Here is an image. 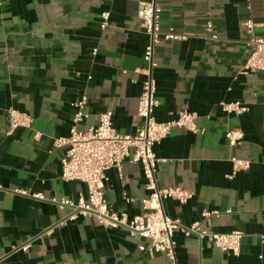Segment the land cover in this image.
Listing matches in <instances>:
<instances>
[{"label": "crops", "instance_id": "1", "mask_svg": "<svg viewBox=\"0 0 264 264\" xmlns=\"http://www.w3.org/2000/svg\"><path fill=\"white\" fill-rule=\"evenodd\" d=\"M142 1L161 8L162 31L187 36L156 46L155 118L167 122L186 110L206 130L174 129L155 146L160 187L193 193L186 205L165 202V212L186 227L218 212L203 230L244 235L234 256L209 238L176 232L177 264H264V73L242 74L250 50L242 24L252 19L264 37V0H0V264H169L165 255L146 252L148 239L92 217L72 221L71 209L50 202L88 196L84 184L62 180L67 147L55 148L70 136L78 101L88 99L79 130L97 126L106 112L122 135H135L143 124L137 115L148 44L137 17ZM103 13L110 15L106 30ZM209 24L219 40L211 39ZM232 102L249 112L224 113L220 105ZM9 109L30 115L32 128L11 130ZM232 128L245 134L240 148L225 138ZM232 157L251 161V168L232 177ZM122 169V177L108 171L104 194L112 211L133 219L150 192L139 164L126 160ZM28 242V251L18 250Z\"/></svg>", "mask_w": 264, "mask_h": 264}, {"label": "built area", "instance_id": "2", "mask_svg": "<svg viewBox=\"0 0 264 264\" xmlns=\"http://www.w3.org/2000/svg\"><path fill=\"white\" fill-rule=\"evenodd\" d=\"M161 13V8L154 2L139 3L137 17L148 38L144 54L145 65L138 71L145 76L137 111L138 117L143 121L142 126L135 135H122L113 128L112 113L106 112L99 116L97 126L85 131L79 130L78 126L88 118L86 112L88 99L84 97L78 101L74 105L76 113L70 136L57 139L55 148L67 147L65 157L62 159V180L66 183L84 184L88 196L87 198L81 196L77 202L71 199H52L50 202L62 210L71 209L69 219L72 221L78 216L92 217L107 228L126 230L133 237L148 239L150 245L146 252L151 257L156 254L165 255L169 264H177V243L174 238L176 232H181L185 237L195 236L199 240L209 238L215 248L238 256L244 237L242 232L216 234L202 229V224L213 216H218V212L204 213L203 221L190 227L184 226L179 220L171 219L165 212V202L172 200L186 205L193 198V193L178 187H160L157 172L162 161L158 159L154 148L166 140L174 129L199 135H204L206 130L197 125L198 115L186 110L180 112L176 119L167 122H158L155 118V111L160 106L154 80V71L158 67L155 58L156 46L162 39L173 42L187 40L186 35L178 34L174 29L162 31ZM101 17L103 20L101 28L106 30L110 15L103 13ZM242 26L249 36L247 46L250 47L242 74L264 73V37L255 34L252 19L245 21ZM207 31L212 40H219L213 33L212 24L208 25ZM220 106L228 115L242 116L249 112V108L241 102L222 103ZM8 120L11 130L31 129L33 124L30 115L14 109L8 110ZM225 138L231 147L240 148L244 144L245 134L240 128H232L225 133ZM126 160L141 166L146 189L150 192L148 198L142 202L143 214L133 219H129L124 213L112 211L104 194L108 171L115 169L122 177V167ZM230 161L234 170L232 177L251 168L249 160L232 157ZM14 193L40 201L45 200L43 195L31 194L25 190H15ZM127 202L131 200L127 199ZM30 248L31 243L28 242L18 250L25 252Z\"/></svg>", "mask_w": 264, "mask_h": 264}]
</instances>
